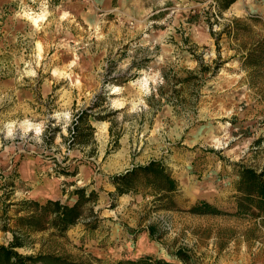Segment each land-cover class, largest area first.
<instances>
[{"label": "rangeland", "instance_id": "rangeland-1", "mask_svg": "<svg viewBox=\"0 0 264 264\" xmlns=\"http://www.w3.org/2000/svg\"><path fill=\"white\" fill-rule=\"evenodd\" d=\"M214 2L0 0V228L10 203H72L75 188L98 192L96 229L83 217L67 238L36 233L20 253L110 264L141 254L170 259L184 248L191 264H264L259 219L186 211L206 200L233 212L234 164L264 169V78L251 79L238 59L264 37V0H237L221 14ZM215 60L222 65L212 74ZM190 73L197 77L184 81ZM119 75L131 79L107 81ZM102 91L99 112L110 119L90 118L93 142L68 148L61 136L73 115ZM151 159L178 181L180 210H158L141 194L111 208L109 176ZM65 168L76 176L58 175ZM11 236L0 229V244Z\"/></svg>", "mask_w": 264, "mask_h": 264}, {"label": "trees", "instance_id": "trees-1", "mask_svg": "<svg viewBox=\"0 0 264 264\" xmlns=\"http://www.w3.org/2000/svg\"><path fill=\"white\" fill-rule=\"evenodd\" d=\"M214 7L218 14L227 10L237 0H214ZM237 19H233L236 22ZM230 34V31L228 32ZM233 35L234 27L231 28ZM214 34V33H212ZM217 43V37L215 38ZM217 45V44H216ZM240 64L249 71L251 79L264 78V37L255 40L244 52L238 56ZM222 63L215 60V65L211 70L212 74L221 67ZM205 69H210L205 67ZM197 75L189 74L184 81L195 79ZM120 79V80H119ZM126 75L111 77L107 81L122 85L129 81ZM101 99L95 100L87 108L78 111L73 115L70 125L67 127L68 135L61 136L68 148L74 146H86L93 142L94 127L90 123V118L97 121H108L109 114H100L105 92L102 91ZM96 111V112H95ZM56 130L46 137L47 143L54 140ZM90 156L94 155V148L90 149ZM237 179L233 186L236 190L234 196L233 212H226L216 205L206 200H196L186 211L194 215H233L238 217H248L259 219L264 226V169L255 170L248 166L234 164ZM68 178L77 174V168L73 170L62 169L58 175ZM108 182L113 190L110 196V207L115 206V201L127 194H141L143 196H153L156 208L162 210L179 211L180 208L175 203L174 196L179 190L176 178L171 174L166 164L160 159H151L145 163L134 164L122 172L109 176ZM73 185L74 182H67ZM69 197H75L72 203L63 202L60 199L47 198L43 201L24 198L17 202L4 206L1 217L3 222L1 230L11 233V239L6 244H0V264H85L68 254H57L55 252L43 251L23 254L19 248L29 246L32 242V235L49 231V235L55 238H67V232L80 220H84L85 226L89 230L98 227L99 218L94 205L98 199V192L86 187L75 188L69 192ZM15 205V216H6L7 207ZM13 221V226H8L9 221ZM150 237H154L155 232L149 228ZM170 259H164L153 254H141L135 257L127 256L119 258L110 264H191V256L184 248H177Z\"/></svg>", "mask_w": 264, "mask_h": 264}, {"label": "bare ground", "instance_id": "bare-ground-1", "mask_svg": "<svg viewBox=\"0 0 264 264\" xmlns=\"http://www.w3.org/2000/svg\"><path fill=\"white\" fill-rule=\"evenodd\" d=\"M28 18H30V19H33V21L35 22L36 21V18H34L33 16H28ZM218 139H216V141H217ZM140 244H143V243H140Z\"/></svg>", "mask_w": 264, "mask_h": 264}, {"label": "crops", "instance_id": "crops-1", "mask_svg": "<svg viewBox=\"0 0 264 264\" xmlns=\"http://www.w3.org/2000/svg\"><path fill=\"white\" fill-rule=\"evenodd\" d=\"M54 199H59V198H54Z\"/></svg>", "mask_w": 264, "mask_h": 264}]
</instances>
